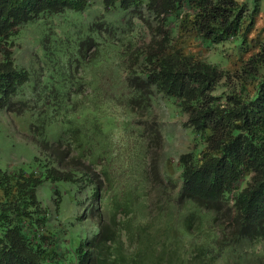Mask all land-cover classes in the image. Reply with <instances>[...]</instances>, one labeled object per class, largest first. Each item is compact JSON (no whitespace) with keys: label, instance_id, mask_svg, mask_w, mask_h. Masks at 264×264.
<instances>
[{"label":"trees","instance_id":"obj_1","mask_svg":"<svg viewBox=\"0 0 264 264\" xmlns=\"http://www.w3.org/2000/svg\"><path fill=\"white\" fill-rule=\"evenodd\" d=\"M90 4L0 0V109L34 111L31 132L42 155L35 158V173L0 168V264H61L59 230L36 196L43 178L83 191L88 185L92 191L97 231L75 248V264H264V37L251 34L258 4L248 11L239 0H102L105 10L118 5L151 28L150 41L130 57L128 103L148 108L155 87L174 98L187 116L186 126L206 137L203 151L179 156L181 186L174 199L166 197L167 187L159 182L154 218L148 213V194L136 187L115 188L105 215V191L88 170L98 157L87 147V112L94 110L84 96L73 98L75 81L64 77L53 97L41 90L29 99H15L28 79L13 56L20 25ZM153 20L158 22L154 28ZM93 29V23L87 25V47L97 42ZM227 42L231 46L224 56ZM213 47L222 61L202 57L203 48ZM41 101L47 106H39ZM52 120L68 123L56 142L46 137ZM165 180L175 187L176 182ZM141 198L144 222L136 220L134 208Z\"/></svg>","mask_w":264,"mask_h":264},{"label":"rangeland","instance_id":"obj_2","mask_svg":"<svg viewBox=\"0 0 264 264\" xmlns=\"http://www.w3.org/2000/svg\"><path fill=\"white\" fill-rule=\"evenodd\" d=\"M239 1H245L248 11L258 4L255 30L251 34L259 32L264 37V0ZM129 13L118 5L105 10L102 0H91L90 6L83 10L65 9L20 25L14 36L13 56L15 64L27 70L28 79L15 99H29L34 96L33 91L41 90L53 97L59 92L64 77L75 81L71 88L75 92L73 98L84 96L89 109L94 110L87 112V147L92 157L96 153L98 157L87 167L90 176L97 179L105 191L102 204L105 215L106 202L116 192L115 188L119 191L136 187L148 194V213L154 218L158 211L155 200L159 182L167 187L166 197L174 199L181 186L179 156L189 151L195 154L203 151L206 137L186 126L187 116L174 98L158 92L155 87L148 108L128 103L130 89L125 79L134 67L130 57L135 51L140 52L152 36L151 28L128 16ZM128 20L132 22L131 27L125 25ZM90 23H93L97 42L87 47ZM157 23L152 21L153 28ZM228 46H231L229 42L223 46L224 56ZM217 53L218 48H203L201 55L209 61H222ZM227 65L228 69L234 68L232 63ZM80 83L83 84L80 86ZM221 90L217 88L216 93ZM43 101L38 102L39 106H43ZM33 112L26 110L17 114L0 109L1 169L27 173L39 170L35 158L42 155L31 132ZM97 123L102 125V130H98ZM67 126L65 121H49L47 139L56 142ZM102 170L107 171L109 179ZM167 178L176 182L175 187L166 182ZM56 189L60 196L58 202L55 201ZM36 196L52 218V227L59 230L62 243L57 250L62 254L61 264H75V248L97 231L96 203L90 187L87 185V191H83L70 182L53 183L43 178ZM143 200L141 198L134 208L136 220L144 222L147 217ZM40 230L46 231V228L42 226Z\"/></svg>","mask_w":264,"mask_h":264}]
</instances>
